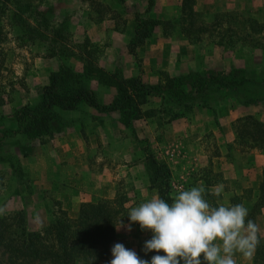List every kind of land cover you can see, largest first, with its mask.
Here are the masks:
<instances>
[{
  "label": "rangeland",
  "instance_id": "1",
  "mask_svg": "<svg viewBox=\"0 0 264 264\" xmlns=\"http://www.w3.org/2000/svg\"><path fill=\"white\" fill-rule=\"evenodd\" d=\"M28 2L29 12L17 13L25 16L34 30L22 31L13 25L9 13L0 18V135L4 129H15L13 112L24 104L36 103L48 74L60 65L80 70L81 64L88 60L101 69H118L124 76L138 75L147 83L161 79L160 71L183 75L188 81L206 71L231 72L236 77L243 75L257 81L264 76V50L258 37L253 35V39L243 43L232 37L219 45L216 35L225 28L237 30L245 17L264 21V0H194L195 25L208 27L213 17L222 13L230 16V21L198 33V39L194 38L196 33L184 37L178 22L163 30L155 27L151 38L136 50V59L124 48L133 15L178 19L179 0H157L148 12H144L145 0ZM86 84L100 103L110 99L112 89L93 78L86 80ZM209 96L216 101L213 109L195 105L185 118L164 122L158 128L153 119L142 117L130 129H124L117 124L115 114L98 113L80 105L71 111L56 110L59 119L53 125L55 133L46 143L30 141L21 134L4 138L0 158H17L27 182L17 185L7 163L0 161V216L23 209L28 228L39 230L54 216L65 212L57 199L56 190L60 188L53 181L50 160L56 162L54 148L58 135L78 125L86 146L82 156L92 173L85 178L89 183L86 190H96L94 183L101 174V193L106 195L101 198L124 201L126 213L130 207L156 196L148 187L142 166L143 140L169 169L171 203L179 191L204 186L205 199L213 206L242 203L249 212L256 193L252 189L261 178L263 155L238 140L233 123L250 112L264 123V85L246 84L234 94L219 90ZM245 99L256 102L244 103ZM157 103L158 99H150L143 108L156 107ZM251 107H255L256 114ZM21 150L27 153L25 157L20 155ZM220 185L224 186L222 195H211ZM97 196H92L95 201L101 199ZM261 210L255 212L253 221L264 243V210ZM128 222L127 217L125 224ZM151 235L150 231L142 232L138 223L132 224L131 232L115 228L113 245L122 243L136 253L144 252V242ZM149 253L146 260L150 261L156 253ZM233 258L236 264H251L252 260L240 253Z\"/></svg>",
  "mask_w": 264,
  "mask_h": 264
},
{
  "label": "trees",
  "instance_id": "2",
  "mask_svg": "<svg viewBox=\"0 0 264 264\" xmlns=\"http://www.w3.org/2000/svg\"><path fill=\"white\" fill-rule=\"evenodd\" d=\"M28 1L0 0V18L4 13H9L13 25L22 31L34 30L25 16L17 13L29 12ZM179 1L178 19L144 17L135 13L132 19V31L124 47L125 51L136 59V50L151 38L155 27L163 30L178 22L184 37L189 38L190 34L196 33L194 38L198 39V33L208 29L211 31L230 21V16L222 13L214 16L208 27L195 25L194 0ZM154 2L155 0H145L144 12H148L154 6ZM33 13L39 16L38 12ZM41 15L43 16L42 12ZM219 31L216 32L219 45L232 37L243 43L253 39L255 35L258 37L257 41H261L260 47L264 50V21L259 22L245 17L237 30L230 31L225 28ZM160 75L162 77L157 82L147 83L138 75L124 76L118 69H101L88 60L81 64L80 70L60 65L48 74L47 82L41 87L37 102L24 104L13 112L15 129L2 131L0 146L3 145L4 138L14 134H21L39 144L46 143L55 133L53 125L59 119L56 110L71 111L84 105L98 113L115 114L117 124L124 129H130L132 124L142 117L153 119L158 128L164 122L185 118L195 105L213 109L216 101L209 96L212 92L220 90L234 94L242 85H264V76L257 81L243 75L236 77L231 72L197 73L191 81L180 74L172 75L160 71ZM92 78L96 83L112 89L111 97L106 103H100L94 92L88 88L86 80ZM153 98L158 99L156 107L144 109L143 106ZM243 102L254 103L256 100L245 99ZM233 124L238 140L242 144H247L249 148H256L263 155L261 178L246 218L253 220L255 212L257 213L264 206V123L246 114L236 118ZM144 141L140 143V148L143 152L142 166L148 187L155 191L156 196L171 204L169 169L163 160L157 158L145 146ZM20 155L25 157L27 153L21 150ZM0 161L7 163L17 185L27 182L17 158L7 156L4 159L0 158ZM123 203L124 201L113 197L101 198L94 202H81L74 218H68L62 211L39 230L28 228L23 209L2 215L0 216V264H107L112 259L111 248L115 241V228L121 218L124 223L127 220ZM137 254L147 259L150 253ZM251 264H264V243L261 238Z\"/></svg>",
  "mask_w": 264,
  "mask_h": 264
},
{
  "label": "clouds",
  "instance_id": "3",
  "mask_svg": "<svg viewBox=\"0 0 264 264\" xmlns=\"http://www.w3.org/2000/svg\"><path fill=\"white\" fill-rule=\"evenodd\" d=\"M224 186L216 187L211 195L220 197ZM204 186L181 190L169 204L154 196L130 207L128 223L120 219L119 227L132 231L138 223L142 232L150 231L142 251H155L149 260L122 243L111 248L112 259L107 264H236L237 253L251 259L260 244L257 224L248 217L241 204L213 206L206 199ZM164 254L161 255L160 253Z\"/></svg>",
  "mask_w": 264,
  "mask_h": 264
},
{
  "label": "crops",
  "instance_id": "4",
  "mask_svg": "<svg viewBox=\"0 0 264 264\" xmlns=\"http://www.w3.org/2000/svg\"><path fill=\"white\" fill-rule=\"evenodd\" d=\"M156 1L157 0H155L154 5L156 4ZM131 31L132 28L129 33H131ZM251 108L252 111L255 109V107ZM256 112V110L253 111L255 114ZM250 113H245L244 115ZM55 140L54 152L57 157L55 156L56 162L50 160V169L52 170V176L54 177L53 181L57 182V184H59L58 187L60 188L56 190V192H58L57 199L61 202L62 209L65 210L67 217L74 218L81 202H94L96 199V197H92L94 194H98L97 197L100 198L106 196L101 193L102 184L100 183V180L102 179V176L100 174L99 178H96L94 183L96 186V188H94L96 189V192L93 190H86L89 183L88 181H85V178L88 177V173L90 175H92V173H90L89 168H87L85 159H83L82 156L86 146L84 135L82 134V131H80L79 125L77 127L74 126L72 130L64 132V134L62 133L58 135ZM260 161H262L263 164V157ZM258 179L260 181V178ZM256 186L252 191L256 190ZM261 209L263 212L264 206Z\"/></svg>",
  "mask_w": 264,
  "mask_h": 264
}]
</instances>
